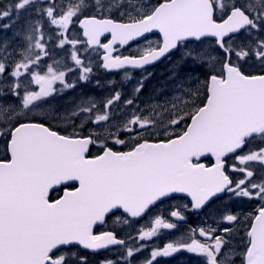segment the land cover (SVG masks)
<instances>
[{"label":"snow or ice","instance_id":"snow-or-ice-1","mask_svg":"<svg viewBox=\"0 0 264 264\" xmlns=\"http://www.w3.org/2000/svg\"><path fill=\"white\" fill-rule=\"evenodd\" d=\"M102 252L264 264V0H0V264Z\"/></svg>","mask_w":264,"mask_h":264},{"label":"flooded vegetation","instance_id":"flooded-vegetation-1","mask_svg":"<svg viewBox=\"0 0 264 264\" xmlns=\"http://www.w3.org/2000/svg\"><path fill=\"white\" fill-rule=\"evenodd\" d=\"M204 163L208 166H211L213 161L211 159H208L204 161ZM188 200V198H184L182 201H165L159 206L158 209H154V212H157L167 218L173 205H175L176 203H187ZM223 203H226V201H218L213 207H220ZM258 206L259 205L256 202H253L251 204L245 203L244 210L247 212H252ZM205 216L206 213H188V223L194 226L201 225L205 221ZM141 223L144 222L142 221ZM180 254L183 257L184 264H200V257H197L194 254H189L187 252H181Z\"/></svg>","mask_w":264,"mask_h":264},{"label":"rangeland","instance_id":"rangeland-1","mask_svg":"<svg viewBox=\"0 0 264 264\" xmlns=\"http://www.w3.org/2000/svg\"><path fill=\"white\" fill-rule=\"evenodd\" d=\"M5 2H6V0H5ZM151 41H153V42H156V41H158L159 39H160V37L159 36H154V37H151V38H149ZM144 44H145V41H142L141 43H138L137 45H135V46H133L130 50H129V53L130 54H133V53H135L138 49H140V48H142L143 46H144ZM206 47H207V45H205ZM175 61H174V58H173V60H171V61H167L165 64H166V66L168 67V69H167V71H169V68H170V65L172 64V63H174ZM164 69V68H163ZM163 71H166V70H163ZM206 71V70H205ZM108 75H112V76H114V74H105V73H103V72H100L99 73V76H100V78L101 79H107V76ZM196 75L201 79V80H203V79H205V76H204V74H203V71H201V72H197L196 73ZM138 77V76H137ZM167 76L165 75V73L163 74V78H164V80H163V82H156L155 83V86H159V85H161V84H163V83H165L166 81H165V78H166ZM169 77V76H168ZM167 77V78H168ZM74 78V77H73ZM80 89H77L75 92H74V94L73 95H71L70 97H67V96H64L65 98L63 99L64 101V103L65 102H67L68 100L67 99H69V98H72V97H78L79 96V94H80ZM83 93L85 94H88V95H91V96H96V97H99L100 95H101V93L97 90V89H95V88H93L91 85H87V86H84L83 87ZM142 98H144V99H147L146 97H144V96H142ZM66 100V101H65ZM166 237H171V234H169V236H166ZM161 240H164V237H162L161 238ZM144 255V254H143Z\"/></svg>","mask_w":264,"mask_h":264},{"label":"trees","instance_id":"trees-1","mask_svg":"<svg viewBox=\"0 0 264 264\" xmlns=\"http://www.w3.org/2000/svg\"><path fill=\"white\" fill-rule=\"evenodd\" d=\"M90 259L92 260V259H94V258H90ZM97 259H98V258H96V260H97ZM99 260H101V258L98 259L97 261H94V263H95V264H98V261H99Z\"/></svg>","mask_w":264,"mask_h":264},{"label":"water","instance_id":"water-1","mask_svg":"<svg viewBox=\"0 0 264 264\" xmlns=\"http://www.w3.org/2000/svg\"><path fill=\"white\" fill-rule=\"evenodd\" d=\"M152 34H154V33H152ZM148 35H151V34H148ZM126 47V46H125Z\"/></svg>","mask_w":264,"mask_h":264}]
</instances>
